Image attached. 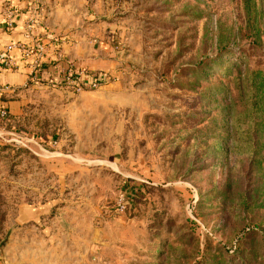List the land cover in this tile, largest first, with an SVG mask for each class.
Here are the masks:
<instances>
[{"label":"rangeland","instance_id":"1","mask_svg":"<svg viewBox=\"0 0 264 264\" xmlns=\"http://www.w3.org/2000/svg\"><path fill=\"white\" fill-rule=\"evenodd\" d=\"M80 1L105 67L0 117V264H264V0Z\"/></svg>","mask_w":264,"mask_h":264},{"label":"crops","instance_id":"2","mask_svg":"<svg viewBox=\"0 0 264 264\" xmlns=\"http://www.w3.org/2000/svg\"><path fill=\"white\" fill-rule=\"evenodd\" d=\"M71 1L78 0H0V112L18 113L20 90L28 81L59 83L71 68L82 80V67L94 72L105 67L104 53L88 41L87 26L75 31L76 38L70 30L56 29ZM77 13L87 16L88 9L78 7Z\"/></svg>","mask_w":264,"mask_h":264},{"label":"built area","instance_id":"3","mask_svg":"<svg viewBox=\"0 0 264 264\" xmlns=\"http://www.w3.org/2000/svg\"><path fill=\"white\" fill-rule=\"evenodd\" d=\"M63 76V83L65 84L66 89L73 90L74 92H79L81 90V77L73 75L70 69H68L67 72H64ZM6 115V112H0L1 118L6 117Z\"/></svg>","mask_w":264,"mask_h":264},{"label":"water","instance_id":"4","mask_svg":"<svg viewBox=\"0 0 264 264\" xmlns=\"http://www.w3.org/2000/svg\"><path fill=\"white\" fill-rule=\"evenodd\" d=\"M7 243H8V240H4V241L1 243V245H0V256H1L2 251L4 250V248L6 247Z\"/></svg>","mask_w":264,"mask_h":264},{"label":"trees","instance_id":"5","mask_svg":"<svg viewBox=\"0 0 264 264\" xmlns=\"http://www.w3.org/2000/svg\"><path fill=\"white\" fill-rule=\"evenodd\" d=\"M8 116H10V115L8 114Z\"/></svg>","mask_w":264,"mask_h":264}]
</instances>
